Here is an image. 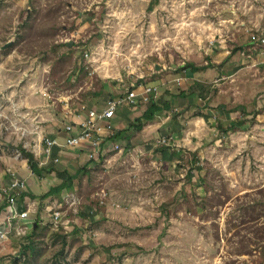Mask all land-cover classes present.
<instances>
[{"label":"rangeland","instance_id":"obj_1","mask_svg":"<svg viewBox=\"0 0 264 264\" xmlns=\"http://www.w3.org/2000/svg\"><path fill=\"white\" fill-rule=\"evenodd\" d=\"M254 35L264 38V0H0V183L25 180L39 221L10 235L0 264H264V46ZM191 63L213 66L191 76L181 69ZM140 81L170 103L151 134L129 129L100 161L63 148L39 164L42 177L31 172L20 148L40 163L36 149L67 138L82 107L103 108ZM127 107L129 124L143 110ZM201 110L238 127H207ZM67 176L71 189L42 198Z\"/></svg>","mask_w":264,"mask_h":264},{"label":"built area","instance_id":"obj_2","mask_svg":"<svg viewBox=\"0 0 264 264\" xmlns=\"http://www.w3.org/2000/svg\"><path fill=\"white\" fill-rule=\"evenodd\" d=\"M254 43L264 46V38L252 36ZM156 87L144 83L132 84L125 93L119 97L111 98L102 109L82 107L84 118L78 125L66 127L68 138L65 144H60L56 139L47 137L44 139L41 166L47 162L59 161L55 151L65 149H83L87 153L88 160L100 161L107 149L120 150L119 140L116 135L113 120L118 111L124 106H138L141 103H149L156 93ZM78 129L74 133V129ZM20 155V152L17 151ZM39 165V166H40ZM27 193L26 181L12 173V177L6 183H0V208L5 215V223L0 227V248L12 233L25 236L30 228H33L35 219L31 216L28 205L25 206L24 197ZM61 213H53L54 222L60 219Z\"/></svg>","mask_w":264,"mask_h":264},{"label":"crops","instance_id":"obj_3","mask_svg":"<svg viewBox=\"0 0 264 264\" xmlns=\"http://www.w3.org/2000/svg\"><path fill=\"white\" fill-rule=\"evenodd\" d=\"M213 58V57H212ZM227 58V57H226ZM211 62H213V63H217V60L216 59H214L213 58V61H211ZM191 64H194V63H191ZM194 65H196V64H194ZM210 65H212L213 66V64L212 63H208V67H206L205 66V68L204 67H201L199 70H197V71H193L190 67H187L188 66V64L184 67H181V69L182 70H184L187 74H189V75H191V76H202V74H203V72L206 70V69H210L212 66H210ZM197 66V65H196ZM197 67H200V66H197ZM195 78V77H194ZM196 80H199V79H197V77L195 78ZM200 81V80H199ZM140 83H144V84H146V85H151V86H155L156 87V92L158 91V88H157V86L155 85V84H153V83H147L146 81H140ZM182 95H183V93H182ZM153 97V96H152ZM153 102H155V103H158V102H156V101H154L153 99H151V101L149 102V103H141L140 102V104L137 106V108H139V109H142L143 110V113L152 105V103ZM107 103V102H106ZM165 103H168V104H170L169 103V100L168 99H166V101L164 102V104L162 105L161 103H158L159 105H161V106H164L165 105ZM105 106H106V104H105ZM104 106V107H105ZM103 107V108H104ZM87 108H89V107H87ZM144 108V109H143ZM97 109H102V108H97ZM130 111H131V108L129 107H127V106H124L122 109H120L119 111H118V113H117V115H116V117L114 118V120H117V119H120V123L115 127V128H117L120 132L122 131L123 132V138L124 139H122V140H119V142H129V140H130V137H129V135H128V130L129 129H132V128H135V127H133V126H131V125H133L132 123H134L135 121H131L129 124L127 123L129 120H130V118H131V116H130ZM167 111V110H166ZM165 112V111H164ZM163 112V113H164ZM218 112H220L219 110H218ZM143 113L141 114V116L143 115ZM203 113V114H202ZM234 114V113H233ZM141 116L140 117H138L137 119H141ZM229 116V115H228ZM156 118V117H155ZM196 118H198V119H200V120H202V122H204V125L205 126H207L208 127V125H214L215 124V121H216V127H217V129H218V125L220 124V125H222L223 126V128L224 127H226L227 126V124H228V121H229V124H231L232 122H235L237 119L234 117V116H232V117H230L229 119H228V121H224L225 119H223L222 117H221V122H218L217 123V120L215 119V117L214 116H212V115H210V113L208 114H205V112H204V110H201V114H199L198 113V115L196 116ZM213 119H215V121H213ZM155 120V119H154ZM153 120V121H154ZM153 121H148V122H144V124H143V127H142V129L141 130H139L140 132H144V135L145 134H151V132H152V128H154L153 126H155L154 124H153ZM80 122V121H79ZM225 122H227V123H225ZM125 123H127L125 126H124V124ZM148 123V124H147ZM73 125H78V122L77 123H74ZM128 125V126H127ZM127 126V127H126ZM236 127H238V124H236ZM236 129V128H235ZM117 130V131H118ZM79 130L76 128V129H74V133H77ZM118 131V132H119ZM233 131H235V130H233ZM233 131H230V132H228V133H233ZM67 133V132H66ZM68 134V133H67ZM49 138H51V137H49ZM68 138V137H67ZM67 138H65V137H63L62 136V133H58V134H56V135H52V139H56L57 141H58V143H60V144H62L61 142H64L63 144H65V142H66V140H67ZM64 139V141H62ZM128 139V140H127ZM62 144V145H63ZM38 147V146H37ZM37 151H39L40 150V152L42 153V148L41 149H36ZM71 150H78L81 154H84L85 156H87V153H86V151L85 150H83V149H71ZM110 150H112V149H110ZM60 151V150H59ZM59 151H55L56 152V155H58V153H59ZM105 154V153H104ZM88 158V157H87ZM90 161V160H89ZM28 166V165H27ZM29 167V166H28ZM40 167V166H39ZM22 168H19L18 170H19V172H20V170H21ZM30 169V168H29ZM84 169H86V167H84ZM24 170V169H23ZM32 172V171H31ZM27 184V183H26ZM28 187V186H27ZM28 192L29 191H27V193H26V195H25V197H24V202L26 203L25 204V206L26 205H28L29 206V208H30V211L32 210V202H30V200H28L27 201V194H28ZM32 212V211H31ZM34 213H32L31 215H33ZM33 219H35V220H37V218H35L34 216H31ZM39 221H35V223H34V228H35V225H36V223H38ZM4 223H5V215L3 214V210L0 208V227H2L3 225H4ZM39 224V223H38Z\"/></svg>","mask_w":264,"mask_h":264},{"label":"trees","instance_id":"obj_4","mask_svg":"<svg viewBox=\"0 0 264 264\" xmlns=\"http://www.w3.org/2000/svg\"><path fill=\"white\" fill-rule=\"evenodd\" d=\"M187 67H190L193 71H197L201 68V67H197L194 64H188ZM169 109H170V104L168 103H165L164 106H161L158 103L153 102L152 105L143 113V115L141 116V119H136V121L132 123L133 125L131 126L135 127V129L139 131L142 129L144 122L153 121L155 117L162 115L164 111L169 110ZM236 124L237 123L232 122L227 129H224L223 126L219 124L218 129L223 133H228L229 131L235 130ZM114 139L115 140L124 139L123 132L122 131L117 132ZM20 152L23 158L27 160L28 166L30 170L32 171V173L37 177H42L44 169L39 167V162L35 159L34 154L23 148H20ZM197 171H200V168H198ZM73 180H74L73 177L67 176L66 180H64L60 185L56 186L55 188L50 189V191L46 193L42 198L43 199L49 198L53 195L59 194L65 189H68V190L71 189L73 186ZM36 224H37V227L35 228V230L38 228V223ZM63 250L64 249L60 251L59 255L64 254Z\"/></svg>","mask_w":264,"mask_h":264},{"label":"water","instance_id":"obj_5","mask_svg":"<svg viewBox=\"0 0 264 264\" xmlns=\"http://www.w3.org/2000/svg\"><path fill=\"white\" fill-rule=\"evenodd\" d=\"M71 46V45H70ZM37 227V224L35 225V228Z\"/></svg>","mask_w":264,"mask_h":264}]
</instances>
